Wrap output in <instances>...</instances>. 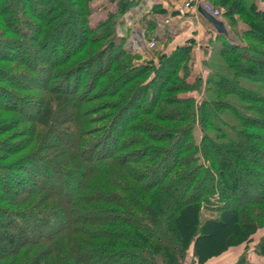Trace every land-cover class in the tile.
I'll return each mask as SVG.
<instances>
[{"label":"trees","instance_id":"16d2710c","mask_svg":"<svg viewBox=\"0 0 264 264\" xmlns=\"http://www.w3.org/2000/svg\"><path fill=\"white\" fill-rule=\"evenodd\" d=\"M99 1L0 0V264H205L264 227V0H204L202 71Z\"/></svg>","mask_w":264,"mask_h":264},{"label":"crops","instance_id":"0c3cea01","mask_svg":"<svg viewBox=\"0 0 264 264\" xmlns=\"http://www.w3.org/2000/svg\"><path fill=\"white\" fill-rule=\"evenodd\" d=\"M157 1H162L163 7L167 9L168 13L166 14L158 13L156 15L157 26H158L156 32L159 35L165 34L167 32L174 34V36L171 38V41L165 47V50L170 51V49L176 47L177 45L183 44L185 39L193 38L194 40H196V45L194 47V54L195 57L197 58V70L202 71L201 63H202V59L205 57V55L202 52V46H204L207 43L208 38L211 35H213V32H217L214 26L208 22V20L203 15V13L198 9V7L205 1L204 0H142L138 6L130 10L131 13H133V16L130 17L129 21L134 16L136 17V15L141 14V12L150 13L152 6ZM185 1H190L192 6L188 7L185 10L186 12L182 14L179 10L183 6ZM172 11H175L177 13L174 14ZM127 21L124 19V21L120 25L122 26L124 24H127ZM214 259H211L208 262Z\"/></svg>","mask_w":264,"mask_h":264},{"label":"rangeland","instance_id":"374dc122","mask_svg":"<svg viewBox=\"0 0 264 264\" xmlns=\"http://www.w3.org/2000/svg\"><path fill=\"white\" fill-rule=\"evenodd\" d=\"M98 6H103V8H101L102 12H106V11L109 12L110 10H112V8H114V2L112 0H102L99 1L98 4H96V7ZM126 13L127 14H125L123 17L125 18L126 21L128 20L127 24H124L122 26L120 24H117L116 26L118 35L124 38L126 42L125 46L127 49H130L133 52H138L140 54H144L147 56H152L153 53L156 52V50H158V48H156V46L158 47V43L155 40L149 38L151 37L153 38L154 35H157L158 33L156 31H151L152 33L147 31L146 27H144L143 25V20H146V18H148L146 16L147 14H150L151 11L150 13L141 12V14L136 15V17L134 16L130 21L129 19L131 16H133V13H131V11H127ZM96 16H98V14L95 15L93 18H97ZM221 18L222 21H224L223 16H221L220 19ZM149 41H154L156 43L155 47L153 48L148 47ZM196 136L197 137L199 136L198 130L196 131ZM263 233H264V227H261V229H258L256 232L251 234V236L248 237L247 241H242L234 244L233 246L230 247V249L227 252L205 264H234V262L244 254L247 255V259L250 262L257 264L264 262V257H261L254 250L255 245L260 240V237L262 236ZM185 264H193L192 254L190 249L188 250V256L186 257Z\"/></svg>","mask_w":264,"mask_h":264},{"label":"water","instance_id":"95a60500","mask_svg":"<svg viewBox=\"0 0 264 264\" xmlns=\"http://www.w3.org/2000/svg\"><path fill=\"white\" fill-rule=\"evenodd\" d=\"M199 11H201L203 13V15L206 17V19L208 20V22L214 26V28L216 29V31L219 34H222L224 36H228V29L226 27V25H224V22L222 21V19L217 18L216 16H214L213 14H211L210 12L206 11L202 5H200L198 7Z\"/></svg>","mask_w":264,"mask_h":264},{"label":"built area","instance_id":"2783aa9c","mask_svg":"<svg viewBox=\"0 0 264 264\" xmlns=\"http://www.w3.org/2000/svg\"><path fill=\"white\" fill-rule=\"evenodd\" d=\"M201 5H202V7H203L206 11L210 12L211 14H213L214 16H216L217 18H220V17L222 16V10H221L219 7H215V6L211 5V4L208 3V2H203ZM191 6H192V4H191L190 1H185L184 4H183V6L180 8L179 11H180L182 14H184V12H186L185 10H186L188 7H191ZM167 21H168V20H167ZM155 45H156V43H155L154 41H149V42H148V47H150V48L155 47Z\"/></svg>","mask_w":264,"mask_h":264}]
</instances>
